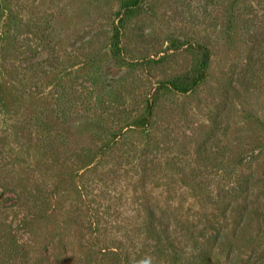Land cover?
<instances>
[{
  "label": "rangeland",
  "instance_id": "1",
  "mask_svg": "<svg viewBox=\"0 0 264 264\" xmlns=\"http://www.w3.org/2000/svg\"><path fill=\"white\" fill-rule=\"evenodd\" d=\"M0 264H264V0H0Z\"/></svg>",
  "mask_w": 264,
  "mask_h": 264
}]
</instances>
